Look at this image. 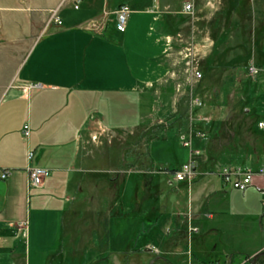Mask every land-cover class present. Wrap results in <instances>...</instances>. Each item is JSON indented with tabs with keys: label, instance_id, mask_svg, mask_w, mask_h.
Masks as SVG:
<instances>
[{
	"label": "crops",
	"instance_id": "1",
	"mask_svg": "<svg viewBox=\"0 0 264 264\" xmlns=\"http://www.w3.org/2000/svg\"><path fill=\"white\" fill-rule=\"evenodd\" d=\"M76 1L57 6L62 22L44 25L0 87V168L9 169L0 177V264H47L63 251L65 234L78 250L83 242L101 243L92 250L118 259L115 264H127L143 247L169 253L167 264L249 262L264 240L249 253L223 257L216 254L217 239L205 246L209 234L232 227L221 217L236 209L229 198L234 190L207 166L209 155L199 157L193 178L176 180L171 171L192 154L183 151L179 165L156 167L160 160H153L149 144L189 128L187 103L178 110L177 97L187 98L192 88L191 65L202 77L229 75L236 83L240 67L247 71L254 62L255 78L264 81V0H78L75 7ZM121 3L128 7L123 30L116 27ZM25 82L38 85L23 90ZM144 98L148 107H139ZM195 108L193 124L205 114ZM128 125L153 130V136L114 149L112 130ZM140 143L148 169L131 165L144 160L133 149ZM191 145L197 149L203 141L193 136ZM259 159L264 162V152ZM30 166L50 170L38 186L28 183ZM167 173L166 189L160 183ZM250 187L264 191V180L256 175L241 190ZM113 220L126 226L112 234Z\"/></svg>",
	"mask_w": 264,
	"mask_h": 264
},
{
	"label": "rangeland",
	"instance_id": "2",
	"mask_svg": "<svg viewBox=\"0 0 264 264\" xmlns=\"http://www.w3.org/2000/svg\"><path fill=\"white\" fill-rule=\"evenodd\" d=\"M64 1L65 0H0V87L13 76L14 70L23 59L31 42L43 30L44 25L49 20H53L52 13L56 10L57 6ZM249 65H254L258 70V66H256L254 62L247 65V71L246 69L244 71V68L240 67L243 71L241 74L242 81L236 83L227 81V76L229 75L220 78L213 76L209 79L206 76L202 77L200 75V77L196 76L192 71L190 72L193 79L189 84L192 88H190V86L188 87L187 83H184V88L190 89L188 90L187 98L177 97V109L179 110L180 107H184L183 103L184 105L187 103L188 117L190 112L194 115L195 112H193V108L191 109L190 104L191 97H196L201 103L194 105L196 107L195 109L205 113L204 116L207 115L206 113L210 116L207 120L203 119V116L200 118V120H204L203 122L207 123H192L193 130L191 131V136L198 137L199 140L203 141V145L197 148L198 155L192 153L191 159L195 164L196 162L198 163L199 157H204V154L205 157L209 155L210 162L208 163V161H206L208 163L207 166L215 167V170L222 166L244 167L251 164L250 166L253 167L252 165L255 166L259 164V154L264 152V129L257 128V121L264 120V81L255 78L258 75L257 72L251 73L248 71ZM182 71L188 73L184 68ZM238 84L243 87L244 92L239 100L240 104H238L237 101L239 95L238 86H240ZM146 101L147 99L144 98L143 105L140 103L138 106L148 107ZM243 107L249 108L250 113H253L254 117L248 115ZM165 112L166 110L162 111L161 116L167 114ZM259 117L263 118L257 119ZM129 118L131 119L130 116ZM148 121L149 120H147V122ZM253 123L257 125V130L251 128ZM190 130L191 129L187 128L183 130V132L180 131V133H175L170 130L167 137H158L154 138L153 141L150 140L149 149L153 151V160L156 161L158 158V160H160V163L154 164L156 167H165L167 164L179 165L182 152L189 151L190 153V148L193 150L195 149L192 145L189 146L183 143V139L190 135ZM198 131L200 133H197ZM102 135L103 134L100 136L103 137ZM142 136H144L146 143V141L153 136V130L146 129L140 131L137 129L136 125H128L127 128L116 127L111 133L114 149L117 148L116 145L121 141L132 143V141ZM154 141L166 142V144H164V148H158L157 145H152ZM141 144L142 143L133 148L139 151L140 155L143 154V147ZM183 145L187 147L183 148ZM129 149L132 150V148ZM202 150L205 153L199 154ZM248 151L251 152L250 155ZM168 156L170 159H167ZM143 157V161L132 163L131 165L144 169L150 168L147 155ZM113 161L114 164H116L115 157ZM165 178H170V175L168 173L162 175L160 186L167 189L171 185L165 181ZM130 181L129 185H132V177ZM176 184L177 183L174 182L173 185ZM226 187V190H234L229 198L236 209L232 214H223L221 221L233 225L232 227L224 229L223 232L209 234L205 237V246L210 245L216 239L220 241L216 254L219 256L222 255V257L225 256V252H238L241 253V255L249 253L257 244L264 240V191L255 187H250L243 193L241 189L232 188L231 184H228ZM125 226L126 224H115L113 220L112 234ZM64 238L65 241L61 243L63 251H61L60 254L56 253L52 257H49L46 262L47 264H115V261L118 260L112 257H105L106 255L100 253L101 251L99 250H92L91 247L93 244L98 247L101 243L97 242L91 244L83 242L79 245L78 250L76 247H73L74 243L67 241L66 234ZM193 242L195 244L199 243L195 241V239ZM222 247L223 249H221ZM142 250L144 252L138 257H130L127 264H167V261H173V259L169 257V253L149 252L145 251L144 247ZM209 253L212 254L211 251H208V254ZM221 264L224 263L221 262ZM241 264L250 263L243 262Z\"/></svg>",
	"mask_w": 264,
	"mask_h": 264
},
{
	"label": "built area",
	"instance_id": "3",
	"mask_svg": "<svg viewBox=\"0 0 264 264\" xmlns=\"http://www.w3.org/2000/svg\"><path fill=\"white\" fill-rule=\"evenodd\" d=\"M78 1V0H77ZM76 3L74 4L75 7L78 6ZM186 8H191V3H186ZM128 14V7L125 3H121L116 11V27L119 30H123L124 26H125V21H126V17ZM52 18L53 21H55L56 23H61V18L57 15V13H55V11L52 13ZM191 71L196 75V76H200L201 72L198 69V67L196 65H191ZM248 71L251 73H255L257 71V68L254 65H249L248 66ZM38 85V83L36 82H25L23 83V85H21L20 87L23 90H28L31 89L33 87H36ZM200 100L196 97H191V109L194 107V105L196 104H200ZM193 114L192 112H190L189 114V121H190V125H189V129L190 130V135L188 137H185L183 139V143L185 145H189L191 146V131L193 130L192 127V121H193ZM203 119L207 120L208 117L207 116H203ZM257 125L261 128H264V120H258L257 121ZM22 133L24 136H27L29 133V126L27 123L23 124L22 127ZM197 133H200L199 131ZM190 153H197L198 150L197 149H192L190 148ZM32 151H28V155L31 156ZM50 170L46 167H41V166H30L28 168V183L30 185L33 186H38L41 184V182L43 181L44 177L47 176L49 174ZM9 173V169L8 168H0V177L1 178H5ZM172 177L176 180H186V179H191L193 178L196 173H197V169H196V164L195 162L189 158V160L183 162L180 166H178L177 168H174L172 171ZM217 173L220 174V176L222 177L223 181L225 183H229L231 184L232 187H236V188H240V189H244L245 187H247L248 185L252 184L254 182V177L256 175H260L261 178L264 180V163L257 165L256 167H251V166H235V167H227V166H222L220 168L217 169ZM264 201V199H263Z\"/></svg>",
	"mask_w": 264,
	"mask_h": 264
},
{
	"label": "trees",
	"instance_id": "4",
	"mask_svg": "<svg viewBox=\"0 0 264 264\" xmlns=\"http://www.w3.org/2000/svg\"><path fill=\"white\" fill-rule=\"evenodd\" d=\"M250 264H264V249L249 257Z\"/></svg>",
	"mask_w": 264,
	"mask_h": 264
}]
</instances>
